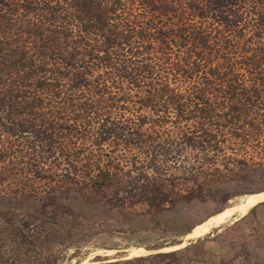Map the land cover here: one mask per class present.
Listing matches in <instances>:
<instances>
[{
	"label": "trees",
	"instance_id": "16d2710c",
	"mask_svg": "<svg viewBox=\"0 0 264 264\" xmlns=\"http://www.w3.org/2000/svg\"><path fill=\"white\" fill-rule=\"evenodd\" d=\"M263 190L264 0H0V218L24 204L103 221L138 201L135 223L185 236L203 221L183 203ZM263 206L182 250L104 264H212L207 244ZM5 226L17 245L0 237V264L34 262L32 237Z\"/></svg>",
	"mask_w": 264,
	"mask_h": 264
},
{
	"label": "rangeland",
	"instance_id": "374dc122",
	"mask_svg": "<svg viewBox=\"0 0 264 264\" xmlns=\"http://www.w3.org/2000/svg\"><path fill=\"white\" fill-rule=\"evenodd\" d=\"M130 158L131 156L128 154L121 159L125 167L129 165ZM1 191L5 194H12L6 189H1ZM41 195L39 193L35 195L37 198L35 203L41 200ZM242 197L233 198L225 205L213 197H206L187 205L183 203L179 208L182 212L192 216L194 221H204L239 202ZM20 206L15 209L11 208L12 214L0 218V228L2 229L6 223H13L19 227L20 231L32 237L33 244L22 248L31 261H34L31 264H77L98 251L101 252L94 257L90 264L110 263V258L106 257L103 251H116L117 256L114 260L120 261L131 259L124 257L127 250L141 247L149 252L146 255L138 256L144 257L157 254L155 252L160 249L176 246L182 242L184 237L178 236L175 232L151 230L135 223V220L143 221L141 214L145 212L144 204L138 201L124 205L117 204V207L111 210L110 216L103 221L73 219L66 216L63 210L49 213L46 217L35 218L27 211L26 205ZM256 216L257 223L251 221L244 225L241 232L232 233L226 243L207 244L215 261L212 264H219L220 260H228L230 264H264V206L257 208ZM231 224L232 222H229L214 229L210 234L215 231L221 233ZM240 236H243V240L240 239ZM0 237H5L6 244L9 246L17 245L16 232L0 231ZM196 241H189L185 246ZM182 249L179 248V250ZM175 251L178 250L175 249ZM163 253H168V251ZM139 264L157 263L145 261Z\"/></svg>",
	"mask_w": 264,
	"mask_h": 264
},
{
	"label": "bare ground",
	"instance_id": "6f19581e",
	"mask_svg": "<svg viewBox=\"0 0 264 264\" xmlns=\"http://www.w3.org/2000/svg\"><path fill=\"white\" fill-rule=\"evenodd\" d=\"M264 203V190L258 193L248 194L243 196L239 202L223 209L222 211L210 216L208 219L204 220L202 223L197 224L188 234H186L181 242V245L171 246L168 248L160 249L161 251H173L175 249L182 248L187 242L197 240L211 233L212 230L218 229L221 226L229 223L235 222L237 219L247 215L252 209ZM100 250V249H99ZM101 251L92 253L91 256L87 257L85 260L77 264H90L96 255H99ZM104 255L109 257L110 260L116 259L117 252L114 250H107ZM149 252L145 249L131 248L126 251L125 258H135L138 256L146 255ZM90 254V253H89Z\"/></svg>",
	"mask_w": 264,
	"mask_h": 264
},
{
	"label": "water",
	"instance_id": "95a60500",
	"mask_svg": "<svg viewBox=\"0 0 264 264\" xmlns=\"http://www.w3.org/2000/svg\"><path fill=\"white\" fill-rule=\"evenodd\" d=\"M240 219V218H239ZM239 219H237V220H239ZM194 241H196V240H194ZM188 244H190V243H188ZM178 245H181V243L180 244H178ZM186 246H184V247H182V248H185ZM181 249V248H180ZM176 250H179V249H176ZM173 251H175V250H173ZM164 251H161V250H158V251H156L155 253H163ZM168 252H172V251H168ZM114 261H117V260H113V261H111V262H114Z\"/></svg>",
	"mask_w": 264,
	"mask_h": 264
}]
</instances>
